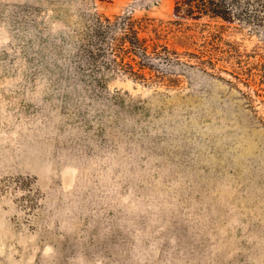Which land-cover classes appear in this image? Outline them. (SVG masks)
I'll return each instance as SVG.
<instances>
[{
	"label": "rangeland",
	"instance_id": "1",
	"mask_svg": "<svg viewBox=\"0 0 264 264\" xmlns=\"http://www.w3.org/2000/svg\"><path fill=\"white\" fill-rule=\"evenodd\" d=\"M174 4L0 0V264H264V23ZM125 15L170 51L90 58Z\"/></svg>",
	"mask_w": 264,
	"mask_h": 264
},
{
	"label": "trees",
	"instance_id": "2",
	"mask_svg": "<svg viewBox=\"0 0 264 264\" xmlns=\"http://www.w3.org/2000/svg\"><path fill=\"white\" fill-rule=\"evenodd\" d=\"M249 9L253 14L248 15ZM172 15L177 24L187 19L197 20L207 16L227 22H253L256 25L264 23V0H175ZM151 24L146 18H134L130 15L114 20L99 16L87 34L83 51L93 59H108L113 56L114 62H118L119 58L128 57L138 64L140 69L149 67L150 61L155 57L164 56L157 50L158 47H162L164 52L170 51L167 45L160 44L163 37L156 27L151 29L154 35H140L149 29ZM165 56L171 60L166 53ZM127 65L131 72L139 75L138 71H134L132 63Z\"/></svg>",
	"mask_w": 264,
	"mask_h": 264
}]
</instances>
